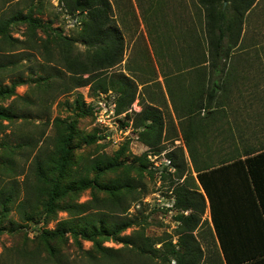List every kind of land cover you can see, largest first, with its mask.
<instances>
[{
  "label": "trees",
  "instance_id": "trees-1",
  "mask_svg": "<svg viewBox=\"0 0 264 264\" xmlns=\"http://www.w3.org/2000/svg\"><path fill=\"white\" fill-rule=\"evenodd\" d=\"M182 1L180 0V3ZM259 1L197 0L196 5L199 8L196 13L203 16V33L208 48L201 58L197 55L190 57V61L199 64L189 71L188 84L180 83L175 90L174 88L169 90L182 140L196 173L195 178L191 175V171L186 174L183 146L178 147L181 159L178 158L175 150L167 153V157L176 168L177 177L184 178L173 188L174 207L177 212L175 220L179 223L177 245L169 240L164 242L161 248L155 247L156 243L163 242V239L152 240L141 222L145 220L128 214L130 203L146 190V183L143 180L145 172L154 176V172L148 168V151L143 154L144 156L135 157L137 161H141V165L134 169L137 176L141 177L140 181L131 176L129 172L121 174L115 172L116 177L105 181L101 179L103 174L121 171L126 165L123 156L129 149V140L118 148L113 156L102 154L89 157L84 162L87 166L84 169V176H79L76 181L70 180V186L66 184L70 179L68 168L72 160L71 142L74 141L76 133V121L72 120L66 124L65 130V143L70 150L68 147L64 149V157L60 162L53 160L41 162L37 160L38 156L34 159L40 174L41 170L43 171L42 176H45L47 168L51 173H47L50 175L48 181L43 179V188L33 202L34 206L40 209L37 213L39 217L48 213L50 218L56 214L57 210L62 209L69 212L72 218L60 221L53 230L45 229L37 232L32 226L31 229L36 231L34 237L29 235V229L26 228V242L38 238L40 242L35 241L37 242L35 245L40 244L42 248L39 251L18 249L17 253H14L17 258L24 257L23 259L28 264H70L69 259L63 256L69 233L85 256L84 261L79 263H73V261L71 264H158L154 262L155 257L168 262L174 259L175 264H264V146L252 147L245 144L239 148L238 143L232 142L227 144L231 146L230 151L229 149L226 151L228 155L224 154L213 161V153L209 144L198 142L199 139H217L223 136L222 144H225L234 137L227 133L228 129L223 123L229 120L227 116L233 106L234 90L240 91V78L247 79L239 69L241 61L250 60L247 48H242L245 47L242 45L245 40L244 24L247 16L251 11L254 12ZM62 3L69 13L76 11L86 13V18L81 23L82 28L78 41L84 43L89 49L87 51L75 50L74 48H78L75 37L63 35L59 29L49 26L58 40L55 48H60L58 54L50 60L49 55L52 54L50 34L45 39L37 35V29L41 27L42 20H37L20 11L10 17L8 23L0 17V48L2 50L9 48L7 50L12 51L4 53L5 61L0 60V70L8 67L10 69L11 63L17 65L16 56L22 55V58L26 59L30 55L26 52L30 51L24 48H46L43 57L48 63L42 62L41 65L44 68L45 65H51L52 68L57 65L63 67V72L57 68L58 72L54 73L56 77L61 76L59 73H69L68 80H65L63 87L58 89L59 93L88 84H92L91 87L95 92L100 89L102 91L117 90L120 92L117 111L122 112L125 106H130L135 100L137 86L134 79L125 72L109 71L123 60L125 48L124 35L113 16L115 0H62ZM150 3L149 9H144V19L149 23L151 17L157 20V11L165 14V3L167 2L166 0H151ZM138 4L141 5L139 1ZM199 19L202 20V17L199 16ZM15 20H21L30 29L26 40L11 34L9 24ZM150 25L154 31L155 27ZM162 25L167 27L166 18ZM151 38L153 39L152 36ZM197 45L199 48H204L200 41ZM21 48L23 50H20ZM54 61L57 64H50ZM42 71V74L45 73L50 78L51 73L48 70ZM84 74H88V77H83ZM18 83L1 85L0 82V96H16L9 106H0V133L5 128L3 121H14L24 116L16 111L19 100L27 105L36 103L33 98L37 94L35 97H30L28 94H17ZM88 111L93 114L90 105H86L84 112L88 113ZM56 121L62 120L57 118ZM134 122L135 127L139 129L138 139L148 146L149 151H160L159 146L162 143L165 128L162 110L158 106L147 104L136 113ZM98 129L96 127L95 132L90 134L93 142L101 140ZM24 142L30 143L27 140ZM13 148L14 145L11 143L0 140L1 157L4 156L5 159L10 160L8 154ZM13 169V167H4L3 173ZM92 171L95 172L94 177L90 174ZM167 174L171 172L164 171V176ZM65 176L68 177L67 180ZM189 179L190 181L191 179L197 180L199 186H192ZM88 188L93 190L92 200L80 203L76 201L78 194L72 198L73 191L76 189L82 192ZM200 188L203 192L199 190ZM94 189L102 190L107 195L99 198ZM0 193L1 198L6 197V200L0 204L1 233L3 217L9 212V206L13 204L10 198L13 193L3 188L0 189ZM26 201L27 198H23L18 206L26 204ZM207 201L221 249L217 258H208V260L204 258V250L194 234L201 224V216L205 211ZM18 206L16 208L21 211L22 209ZM185 211L188 212L185 213ZM34 215L26 211L21 217L31 221ZM75 217L78 219H74ZM134 227L140 228L134 229L132 234H124L128 228ZM79 235L92 241L91 249H83ZM109 239L130 246L131 251L142 258V261L133 262L122 259L120 253L124 248L105 246L104 242ZM21 263L18 258L16 264ZM3 264L9 263L5 260Z\"/></svg>",
  "mask_w": 264,
  "mask_h": 264
},
{
  "label": "rangeland",
  "instance_id": "rangeland-1",
  "mask_svg": "<svg viewBox=\"0 0 264 264\" xmlns=\"http://www.w3.org/2000/svg\"><path fill=\"white\" fill-rule=\"evenodd\" d=\"M138 1L141 5L138 4ZM150 2L151 0H115L113 5V16L124 35L125 48L123 60L110 68L109 71L125 72L126 75L134 79L137 86L136 98L133 103L130 106H125L122 112L117 111V121L123 129L129 132L127 137L118 145L112 141H91L90 134L96 130L95 119L91 111L88 113L84 111L88 105L85 97H97L100 93H110L117 109L119 91L112 89L102 91L100 89L95 92L91 87L92 84H88L59 93L58 89H61L64 81L68 80L69 73H59L61 76L56 77L54 73L58 72L59 69L57 68L63 72V67L57 65L52 68L51 65H45L44 68L41 65L42 62L48 63L43 57L46 48H24L30 51L26 52V54H30L26 59L22 58V55L16 56L17 65L11 63L10 69L8 67L0 70L1 85H12V83L19 82L16 86L18 95L28 94L30 97H35L37 94L33 98L36 100L35 105H27L24 101H18V106H15L16 111L24 116L16 118L14 121H3L5 128L0 133L1 142L5 141L14 145L13 150L8 154L10 160L5 159L4 156L1 157L2 151L0 150V189L3 188L13 193L10 196L13 204L9 206V212L2 220L0 264H3L5 260L9 264H16L18 258L21 260V264H28L23 259L24 257L17 258L14 253H17V250L21 248L41 250L40 244L35 245L40 242L38 238L26 242V228L29 229V235L34 237L36 231L31 229L32 226L36 228L37 232L45 229L53 230L60 221L72 218L69 212L62 209L57 210L56 214L50 218L48 213L39 217L37 213L40 209L35 207L33 203L43 188V179L48 181L50 175L47 173H51L47 168L45 176H42L43 171L40 169V174L34 159L38 156L37 160L41 162L51 160L60 162L64 157V149L68 147L70 150V147L65 143V130L66 124L72 120L76 121V133L74 134V141L71 142L72 160L68 168L70 179L66 184L70 186V180L76 181L79 176H84V169L87 167L84 162L89 157L102 154L113 156L115 151L129 140V149L123 156L126 165L122 167L121 171L103 174L101 179L105 181L116 177V173L129 172L131 176L140 181L141 177L137 176L134 169L141 165V161H137L135 157L144 156L143 154L148 151V168L154 172V176L145 172L143 180L146 183V190L130 203L128 214L145 220L141 222L152 240L163 239V242H157L155 247L161 248L163 243L169 240L177 245L179 237L177 226L179 223L175 220L177 212L174 207L173 188L184 178L179 179L177 177L176 168L173 164L170 169L164 168L163 172L159 173V169L153 167V161L159 162L163 166L164 163L166 164L167 153L172 150H175L178 158L181 159L182 156L178 147L183 146L186 174L191 171V175L196 176L193 163L182 140L169 90L173 88L175 90L180 83L188 84L189 71L199 64L190 61V57L197 55L198 58H201L203 52L208 48V44L203 33V16L196 13L199 8L196 5L197 0H183L182 3L180 0H166L165 14L157 11V20H153L151 17L149 23L144 19V9H149ZM63 6L62 0H0V17L5 23H8L10 17L23 11L25 15L28 14L37 20H42L41 27L37 29V35L45 39L50 34L52 54L49 56L51 60L54 55L58 54L60 48H55L58 45V40L55 32H52L49 26L59 29L63 35L75 37L78 47L74 48L75 50L87 51L89 49L84 43L78 41L79 32L82 28L81 23L85 20L86 13L80 11L69 13ZM199 16L202 17V20L199 19ZM165 18L166 24L171 26L169 28L167 25L168 29L162 25ZM150 24L155 27L153 28L154 31H152ZM9 30L13 36L24 40L28 38L27 33L30 31L21 20H15L9 24ZM163 31L165 32L163 33ZM244 33L245 40H243L242 45L245 47L242 48H247L250 60L241 61L239 69L247 79L240 78V91L234 90L233 106L227 116L229 120L223 123L224 127L228 129L227 133L234 136L225 144L236 142L239 148L245 144L252 147L264 146V0H260L254 8V12L251 11L247 16ZM198 41L203 43L204 48L198 47ZM7 49L9 48H3V50L0 48V60L5 61L4 53L12 52ZM50 64L57 63L54 61ZM42 70H48L51 73L50 78L47 74H42ZM41 75L43 77H40ZM83 77H88V74H84ZM15 97V95L0 96V106H9ZM147 104L158 106L165 119L163 139L159 146L160 151H149L148 146L138 139L139 129L134 125L136 113L140 112ZM57 118L62 121L57 122ZM117 135L123 136L119 131ZM223 139V136H219L217 139H199L198 142L209 144L214 161L224 154L228 155L226 151L231 149V146L222 144ZM25 140L30 143L24 142ZM4 167H13L14 169L3 173ZM166 170L171 174L164 176ZM90 174L92 177L95 176L94 171ZM65 178L68 179L67 176ZM189 182H192L191 185L194 187L199 186L197 180L191 179L190 181L189 179ZM10 188L12 189L10 190ZM199 190L203 192L201 188ZM92 191L91 188L82 192H78L76 189L73 191L72 198L78 194L76 201L88 202L93 198ZM94 192L99 198L107 195L99 189H94ZM23 198H27V205L23 203L18 206ZM3 200H6V197L1 198L0 193V204ZM16 206L22 210L19 211ZM26 211L32 212V215L36 214L31 221L21 217ZM187 212L185 211V213ZM74 219L78 218L75 217ZM138 228L140 227L128 228L124 234H132L133 230ZM194 234L204 250V258L207 260L208 258H217L221 249L213 228L208 201L201 216V224ZM68 237L67 246L63 249V256L69 259L70 264L73 261V263L84 261L83 252L69 233ZM78 238L81 240L83 249H91L92 241L84 239L81 235ZM104 245L124 248L120 253L124 260L142 261V258L131 251L130 246H125L121 242L118 243L109 239L104 242ZM42 258L44 257L42 256ZM162 261L164 260L160 257H155L154 262L158 264H175L174 259L170 262L161 263Z\"/></svg>",
  "mask_w": 264,
  "mask_h": 264
},
{
  "label": "built area",
  "instance_id": "built-area-1",
  "mask_svg": "<svg viewBox=\"0 0 264 264\" xmlns=\"http://www.w3.org/2000/svg\"><path fill=\"white\" fill-rule=\"evenodd\" d=\"M87 104L91 106L95 117V126L98 127V135L103 141H112L115 145H118L123 141L129 133L123 129L117 121L118 114L116 109V103L111 98L110 93H100L97 97H85ZM125 136H118L117 132ZM166 164L163 166L159 162H154L155 168L159 169V173L163 172L164 168L170 169L172 162L169 157L166 156Z\"/></svg>",
  "mask_w": 264,
  "mask_h": 264
}]
</instances>
